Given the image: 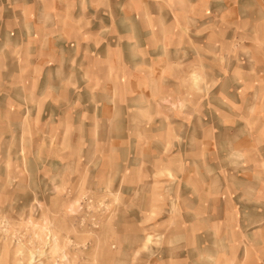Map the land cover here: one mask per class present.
Returning a JSON list of instances; mask_svg holds the SVG:
<instances>
[{"label":"rangeland","instance_id":"1","mask_svg":"<svg viewBox=\"0 0 264 264\" xmlns=\"http://www.w3.org/2000/svg\"><path fill=\"white\" fill-rule=\"evenodd\" d=\"M0 264H264V0H0Z\"/></svg>","mask_w":264,"mask_h":264}]
</instances>
